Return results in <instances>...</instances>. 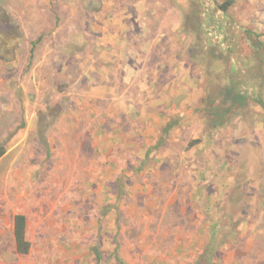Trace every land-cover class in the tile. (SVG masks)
I'll return each mask as SVG.
<instances>
[{
  "label": "rangeland",
  "instance_id": "rangeland-1",
  "mask_svg": "<svg viewBox=\"0 0 264 264\" xmlns=\"http://www.w3.org/2000/svg\"><path fill=\"white\" fill-rule=\"evenodd\" d=\"M233 1L0 0V264H264V109L204 111L229 50L264 102Z\"/></svg>",
  "mask_w": 264,
  "mask_h": 264
},
{
  "label": "trees",
  "instance_id": "trees-1",
  "mask_svg": "<svg viewBox=\"0 0 264 264\" xmlns=\"http://www.w3.org/2000/svg\"><path fill=\"white\" fill-rule=\"evenodd\" d=\"M207 3H213L216 6L217 11L219 13H225L228 11V9L233 5V0H224L221 3H218L217 0H208ZM203 28V25H202ZM245 37L248 41H251V43L248 46H245V49H242L239 53L242 55H248L250 58H246L248 60L247 62L251 65V70L258 69L260 71L261 66L263 64V60L261 58V54L258 52L260 50V46L263 44L261 40H259L260 36L253 35L250 30H243L242 31ZM253 37V38H252ZM200 41H202V36L200 37ZM35 45V44H34ZM217 45V44H215ZM198 47V49L196 48ZM201 46L194 45V51L198 52V56L202 57V55L206 54V51L202 52ZM211 48V47H210ZM208 48L207 51L210 50ZM33 45L30 50V53H32ZM221 51V50H220ZM195 52V53H196ZM229 57L227 58L228 61H230L231 54L232 56L230 63L231 65H228L226 68V71H220L221 70V59L216 56V51L211 52L210 55L214 59L209 61V64L212 65V67L217 65V67H221L218 73H221V81L222 85H220V93H214V91H211V93H207L204 97L205 101V108L204 111L209 110L210 115L212 117V123L215 127H219L224 123V118L226 115L231 113L234 110L240 111L245 107L246 101L249 99L256 105L260 106L262 109H264V102L262 94H260V88L261 84L258 79L248 78L247 80H243L241 78L237 79L242 74L246 73V69L244 66L240 65V63H235L234 61H238V56L234 54L233 50H229ZM201 53V54H200ZM210 57V58H211ZM241 58V57H240ZM243 60V58H241ZM245 60V61H246ZM240 65V66H239ZM261 72V71H260ZM250 79V80H249ZM249 81V82H248ZM254 82V83H253ZM225 106V108H221V106ZM173 122H170L166 124L164 131L168 132L173 124ZM194 144L197 143L193 142ZM190 145V144H189ZM3 155V149L0 147V157ZM14 223L16 226L15 231V240L17 244V249L20 252H26L28 250L29 244L24 241V228H25V219L23 216H15ZM213 244V239H211ZM22 250V251H21ZM210 254V253H209ZM207 263H211V256L208 255L206 257Z\"/></svg>",
  "mask_w": 264,
  "mask_h": 264
},
{
  "label": "crops",
  "instance_id": "crops-1",
  "mask_svg": "<svg viewBox=\"0 0 264 264\" xmlns=\"http://www.w3.org/2000/svg\"><path fill=\"white\" fill-rule=\"evenodd\" d=\"M19 216V215H18ZM21 216V215H20ZM24 217V216H23ZM15 218V217H14ZM14 218H13V221H12V224H11V237L13 239V243H14V251L15 253L17 254H20V255H26L28 252H29V249L26 251V252H20L18 249H17V244H16V240H15V231H16V226H15V223H14ZM25 219V217H24ZM26 228V227H25ZM25 228H24V241L27 242V240L25 239ZM28 243V242H27ZM29 244V243H28ZM29 248V247H28ZM22 251V250H21Z\"/></svg>",
  "mask_w": 264,
  "mask_h": 264
}]
</instances>
